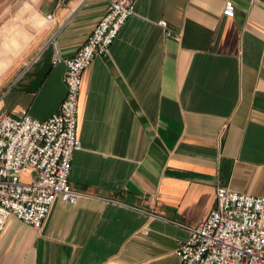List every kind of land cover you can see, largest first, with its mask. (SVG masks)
<instances>
[{
    "label": "crops",
    "instance_id": "obj_1",
    "mask_svg": "<svg viewBox=\"0 0 264 264\" xmlns=\"http://www.w3.org/2000/svg\"><path fill=\"white\" fill-rule=\"evenodd\" d=\"M109 1L68 0L12 38L0 111H56L66 66L53 46L73 56ZM77 132L69 184L89 197H56L38 230L10 215L0 264H179L217 186L264 197V0H136L82 72Z\"/></svg>",
    "mask_w": 264,
    "mask_h": 264
},
{
    "label": "built area",
    "instance_id": "obj_2",
    "mask_svg": "<svg viewBox=\"0 0 264 264\" xmlns=\"http://www.w3.org/2000/svg\"><path fill=\"white\" fill-rule=\"evenodd\" d=\"M136 0H110L76 53L62 59L53 46V62L63 61L65 95L56 111L39 120L27 112L13 117L0 111V231L7 218L40 229L56 197L75 203L89 197L69 184L71 163L81 147L77 132L82 72L95 55H105L133 14ZM225 16L233 14L227 3ZM46 20H56L48 14ZM171 35L164 20L158 22ZM31 178L22 180L24 172ZM188 236L175 254L179 264H264V197L216 187L205 221L186 226Z\"/></svg>",
    "mask_w": 264,
    "mask_h": 264
},
{
    "label": "rangeland",
    "instance_id": "obj_3",
    "mask_svg": "<svg viewBox=\"0 0 264 264\" xmlns=\"http://www.w3.org/2000/svg\"><path fill=\"white\" fill-rule=\"evenodd\" d=\"M68 0H0V62L4 51H10L12 38L29 23L39 24L46 15L54 14ZM1 76V75H0ZM3 80L0 77V82ZM22 180L28 174L22 173Z\"/></svg>",
    "mask_w": 264,
    "mask_h": 264
}]
</instances>
